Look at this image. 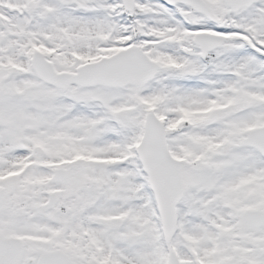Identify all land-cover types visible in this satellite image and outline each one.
<instances>
[{
    "label": "snow or ice",
    "instance_id": "snow-or-ice-1",
    "mask_svg": "<svg viewBox=\"0 0 264 264\" xmlns=\"http://www.w3.org/2000/svg\"><path fill=\"white\" fill-rule=\"evenodd\" d=\"M0 264H264V0H0Z\"/></svg>",
    "mask_w": 264,
    "mask_h": 264
}]
</instances>
